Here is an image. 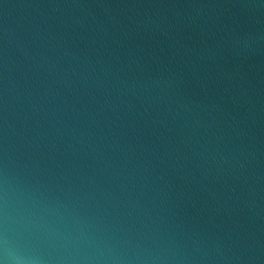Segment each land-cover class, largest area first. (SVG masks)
I'll use <instances>...</instances> for the list:
<instances>
[{
  "label": "water",
  "instance_id": "obj_1",
  "mask_svg": "<svg viewBox=\"0 0 264 264\" xmlns=\"http://www.w3.org/2000/svg\"><path fill=\"white\" fill-rule=\"evenodd\" d=\"M0 264H264V0H0Z\"/></svg>",
  "mask_w": 264,
  "mask_h": 264
}]
</instances>
